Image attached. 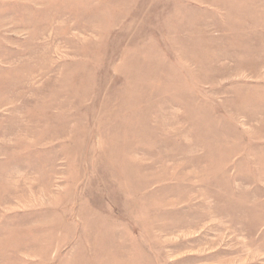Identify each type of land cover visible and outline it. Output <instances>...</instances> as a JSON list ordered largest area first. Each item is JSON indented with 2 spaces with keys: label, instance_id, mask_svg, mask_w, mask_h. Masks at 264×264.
Segmentation results:
<instances>
[{
  "label": "rangeland",
  "instance_id": "rangeland-1",
  "mask_svg": "<svg viewBox=\"0 0 264 264\" xmlns=\"http://www.w3.org/2000/svg\"><path fill=\"white\" fill-rule=\"evenodd\" d=\"M0 264H264V0H0Z\"/></svg>",
  "mask_w": 264,
  "mask_h": 264
}]
</instances>
